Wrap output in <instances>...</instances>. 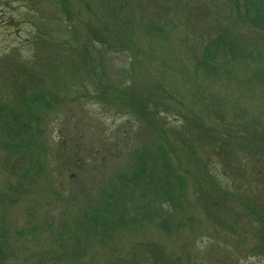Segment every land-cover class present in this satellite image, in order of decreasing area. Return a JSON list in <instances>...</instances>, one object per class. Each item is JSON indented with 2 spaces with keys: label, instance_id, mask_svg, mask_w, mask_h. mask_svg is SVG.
Returning <instances> with one entry per match:
<instances>
[{
  "label": "rangeland",
  "instance_id": "obj_1",
  "mask_svg": "<svg viewBox=\"0 0 264 264\" xmlns=\"http://www.w3.org/2000/svg\"><path fill=\"white\" fill-rule=\"evenodd\" d=\"M232 2L0 0V264H264L263 214L215 194L245 186L248 158L264 180V74L244 59L264 23ZM140 151L163 211L130 190L91 211Z\"/></svg>",
  "mask_w": 264,
  "mask_h": 264
},
{
  "label": "trees",
  "instance_id": "obj_2",
  "mask_svg": "<svg viewBox=\"0 0 264 264\" xmlns=\"http://www.w3.org/2000/svg\"><path fill=\"white\" fill-rule=\"evenodd\" d=\"M233 2L236 3V7L238 12L241 13V11L244 13V18L246 20H252L254 25L258 24V23H264V0H233ZM232 2V3H233ZM243 18V19H244ZM242 27H249L244 23H241ZM225 30H222L216 37L215 39H210L209 42H207V44L205 45L206 48L204 50V60L209 61L211 63L216 62V60L218 59H223L225 57L226 51L224 49L223 46L227 45L226 41H225ZM228 47V46H227ZM244 59L246 64H248L249 66L254 68H257L259 71L263 72L264 74V44L261 45V48L259 51L257 50H249L246 51L244 54ZM24 90V88L22 89ZM13 91V90H12ZM23 92V91H22ZM14 98L12 101H7L6 106L9 107V109L7 110L6 114L8 115V118L10 119V121L12 120V118L15 121L16 126H20L22 129L23 127L25 128L26 125L25 123H20L19 122V118L22 114H19V112L22 110L19 109V106L22 105H18L15 106L13 105ZM24 105L25 106H30L33 104H42L43 102V94L40 91L39 94L36 95H32L27 98L26 100H24ZM16 102V101H15ZM39 104V105H40ZM14 108L13 112L14 115H12V111L11 109ZM16 110H18V114L16 113ZM3 118H5V116H3ZM9 121V122H10ZM5 123H7L8 126V120L4 121ZM219 145V144H217ZM216 143H214L213 148H215ZM207 148L204 147L203 151H206ZM137 155L135 157H133L132 159V164H131V168L128 170L127 175H116L115 178L113 179V181L109 182L108 188L105 190H100L99 194H98V206H92L91 207V211L93 212H98L101 209L100 213L101 216H104L105 218L108 216H115V214H117V209H118V204L116 202H111L110 197H116L119 198L121 197V193H126L124 190H130L132 194H136L138 195L140 198H143V195L147 194V196L149 197L148 200L150 201V207L149 205H147L146 208H144L145 210H150V212L156 213V210H162L161 207H158L157 205V199L160 195V198L164 197H170V191L168 189H166L164 187V182L162 180L163 179V173L162 170L159 169L160 174L158 173V170H154V167L150 168L148 167V161L150 162V158L148 159V157H143L144 153L143 151H140V153H136ZM154 159V158H153ZM254 161L253 159L251 160V158H248L247 163L251 164V166L248 169V173H245V171H243L245 165L247 163L244 164V166H240V171L241 173H243V178L246 180L245 181V186H238V188L236 189V191L234 190L232 193L229 189L222 187L221 185L219 186L218 184L215 183V187L217 188V192L216 194V202L221 199H223V204H233V205H238L239 207H241L244 211L247 210V212L251 215V214H263V218L261 216V220H259L257 225H260L262 227V234L264 235V180L263 182H260V171L256 168L255 166V161L254 163L252 162ZM252 167H254L252 169ZM206 177V175H205ZM207 177H212V174L209 173V175H207ZM214 181V178H211ZM210 183H212L210 181ZM214 184V183H212ZM165 189H164V188ZM222 187V188H221ZM224 188L226 191H224ZM110 189V190H109ZM160 189V191H159ZM248 190L252 191L251 197L247 196L248 194L246 193ZM224 193H221V192ZM121 195V196H120ZM127 195V194H126ZM218 195V196H217ZM221 195H224V197L222 198ZM128 196V195H127ZM257 198H254V197ZM261 204H258L259 206L258 208V212H255V208L252 205L249 206H244L243 202L245 199H249L250 202L254 201H259V198H262ZM220 197V198H219ZM171 199V198H170ZM107 200H109L107 202ZM147 200V201H148ZM227 200H230V202H227ZM164 202H168L167 199L161 200ZM170 201V200H169ZM217 204V203H216ZM173 208V210H172ZM126 211L127 208H124ZM172 210V211H171ZM163 211V210H162ZM174 215L176 213L175 211V207H171L169 209V211L167 212H163V214H165L166 216L169 214ZM260 219V218H258Z\"/></svg>",
  "mask_w": 264,
  "mask_h": 264
}]
</instances>
